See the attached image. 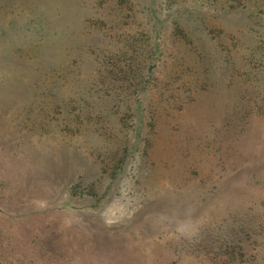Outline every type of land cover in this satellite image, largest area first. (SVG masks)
<instances>
[{"label": "rangeland", "instance_id": "rangeland-1", "mask_svg": "<svg viewBox=\"0 0 264 264\" xmlns=\"http://www.w3.org/2000/svg\"><path fill=\"white\" fill-rule=\"evenodd\" d=\"M0 264H264V0H0Z\"/></svg>", "mask_w": 264, "mask_h": 264}, {"label": "clouds", "instance_id": "clouds-1", "mask_svg": "<svg viewBox=\"0 0 264 264\" xmlns=\"http://www.w3.org/2000/svg\"><path fill=\"white\" fill-rule=\"evenodd\" d=\"M176 231L182 236H191L194 234V232H189L184 226L177 228Z\"/></svg>", "mask_w": 264, "mask_h": 264}]
</instances>
